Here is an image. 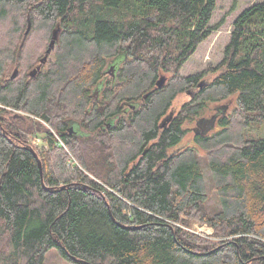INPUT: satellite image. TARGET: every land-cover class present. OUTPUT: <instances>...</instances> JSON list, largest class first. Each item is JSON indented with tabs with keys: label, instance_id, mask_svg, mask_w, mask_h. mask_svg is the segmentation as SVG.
Here are the masks:
<instances>
[{
	"label": "trees",
	"instance_id": "obj_1",
	"mask_svg": "<svg viewBox=\"0 0 264 264\" xmlns=\"http://www.w3.org/2000/svg\"><path fill=\"white\" fill-rule=\"evenodd\" d=\"M216 5L0 0V264H46L52 249L74 264H264V138L242 133L264 121V0L235 19L217 76L200 86L201 74L180 70L216 28L209 25ZM58 27L56 62L11 79L25 51L45 48ZM121 51L129 57L121 82L102 91L111 104L91 110L107 58ZM163 71L174 73L158 86ZM188 89L198 92L161 127ZM232 95L238 113L220 119L224 130L195 133L209 157L208 187L196 149L170 150L186 121ZM113 112L124 119L108 128ZM35 118L59 133L82 168L67 163L49 129L46 148L36 144ZM68 119L92 134L67 138ZM191 221L213 235L184 228Z\"/></svg>",
	"mask_w": 264,
	"mask_h": 264
},
{
	"label": "rangeland",
	"instance_id": "obj_2",
	"mask_svg": "<svg viewBox=\"0 0 264 264\" xmlns=\"http://www.w3.org/2000/svg\"><path fill=\"white\" fill-rule=\"evenodd\" d=\"M262 0H217V5L215 10L213 11V17L209 23L211 27H216L213 29V32L211 36L203 41L194 54L188 59L182 69L180 70V74L183 76H190L195 74H201V80L200 82L207 81L208 83L211 82L218 74L217 72V66L219 65L220 61L223 58L224 50L226 46L229 43L231 31L233 28V23L235 19L241 14L243 10L248 8L249 6L260 2ZM35 33L33 36H31L29 40V44L33 43L35 40ZM49 44V42H48ZM48 44L45 48L39 47L32 48L31 52L25 51L24 53V60L22 63H19L20 66L19 70L21 74H26L25 79L31 78L30 72L37 68L38 66L41 67L40 70L45 69L47 70L48 67L53 65L57 60V46L55 47L54 51L49 55L48 60L46 63L41 64V58L44 56L45 51L48 47ZM29 53V54H27ZM114 58V59H113ZM128 59V55L125 51H121L119 54L113 57L107 58V65L110 62L118 61L119 63H122ZM23 65V66H22ZM106 65V66H107ZM29 66V67H27ZM15 70V69H14ZM13 70V71H14ZM40 70L38 72H40ZM13 71L10 72L13 73ZM37 72V73H38ZM164 73V74H163ZM174 72H165L159 73V78L162 75L167 77L171 76ZM109 75V74H108ZM35 77V76H34ZM165 81V82H166ZM195 93V89H191L188 91L181 92L178 94V96L175 98L173 102V115L179 112L181 106L184 103H187L192 99V93ZM238 110H237V103H236V95H232L229 98L218 100V101H210L206 104L205 108L203 109L201 116L194 117L190 122H185V128L187 129V133L184 137V139L175 146L171 152H180L184 150L187 147H193L196 149L198 159L201 163V166L204 170L206 182L208 183V187L210 185V172L208 169V163H209V157L207 154V151L201 147V145L195 142V133L196 131H200L209 134V135H215L216 133L223 131L224 127L220 125L219 121L223 116L228 115L227 117L232 118L234 116H237ZM240 119H236L235 123L240 122ZM41 122V123H40ZM27 123H30L28 121ZM35 125L38 131V138L36 144L38 146H43L46 148V144L43 141L44 135L46 134L45 130L49 129L53 135L58 139L59 145L63 146V149L65 150V159L69 165L73 166L74 163L78 164L80 168L82 166L80 165L81 160L79 157L71 151L70 147L66 145L65 141L60 138L59 133L52 128L49 124L46 122H42L39 119L35 118ZM43 123V124H42ZM74 126L76 127V130L79 131L80 134L84 133L82 129H80L79 124L77 122H73ZM234 131L233 127L231 129ZM243 136L246 138H264V121L263 122H254L250 123L245 127L242 131ZM37 152V151H36ZM90 176H93L89 172H87ZM212 187V186H211ZM211 202L214 203L216 200V194L214 191H211ZM184 228L194 231L196 233L202 234L204 236L210 237L213 235L214 231L213 229L208 226L207 224H201L197 221H191L188 226L184 225ZM4 242H0V248H4ZM46 264H74L68 260H66L57 249L50 250L46 255Z\"/></svg>",
	"mask_w": 264,
	"mask_h": 264
},
{
	"label": "flooded vegetation",
	"instance_id": "obj_3",
	"mask_svg": "<svg viewBox=\"0 0 264 264\" xmlns=\"http://www.w3.org/2000/svg\"><path fill=\"white\" fill-rule=\"evenodd\" d=\"M128 55V54H127ZM116 57V56H115ZM114 59V58H113ZM129 59V57H128ZM127 59V60H128ZM126 60V61H127ZM126 61L119 63L118 61H113L110 62L104 69V74H103V78H101L97 84L93 87L92 93H91V101H90V109H94L95 107L98 108L100 113H105L106 107L104 106L103 101H105L108 105H110L111 103L108 101V99L105 98L104 93H102L103 89H105L106 87H108L110 85V83L113 84V86H115L117 83L121 82V78H120V68H121V64L125 63ZM113 66V69L111 70L110 68ZM109 74V75H108ZM202 83L204 82H200V86H202ZM112 86V87H113ZM114 88V87H113ZM191 90V89H189ZM188 91V90H187ZM198 91H196L195 93H192V97H194V95L197 93ZM135 106L133 105V108ZM115 109H113L114 111ZM173 112V110L171 109L169 114ZM124 114L125 113H112L109 117L107 116L106 119V126L108 128H111L112 126H116L121 120L124 119ZM169 116V115H167ZM174 116V115H173ZM166 118V117H165ZM173 118V117H172ZM73 122H77V124H79L80 129H82V131H84V133L80 134L78 130H76V127L73 125ZM169 122V121H168ZM73 128V129H72ZM92 133L89 132L88 129H85L81 122L79 120L76 119H68L67 120V130L65 132V136L67 138H71L73 135H79V136H87V135H91ZM178 145V144H177ZM175 145V146H177ZM174 146V147H175ZM173 147V148H174ZM172 148V149H173ZM171 149V150H172ZM173 153H177V152H173Z\"/></svg>",
	"mask_w": 264,
	"mask_h": 264
},
{
	"label": "water",
	"instance_id": "obj_4",
	"mask_svg": "<svg viewBox=\"0 0 264 264\" xmlns=\"http://www.w3.org/2000/svg\"><path fill=\"white\" fill-rule=\"evenodd\" d=\"M30 29H31V20L29 19V21H28V28H27V30H26V34L29 33ZM59 32H60V28H59V27L56 28V29H54L53 34H52V37H51V40H50V42H49V45H48V47H47V49H46V51H45V55L41 58V64L46 63L47 60H48L49 55L54 51V49H55V47H56V43H57V41H58V39H59ZM40 69H41L40 66H38L37 68L33 69V70L30 72V76H31V77L36 76V75H37V72H38ZM110 69L112 70V69H113V66H112ZM18 75H19V67L17 66V67L15 68V70L13 71V73L11 74L10 78H11V79H14V78H16ZM165 81H166V76L162 75V76L159 78V80L157 81V85H158V86H163V84L165 83ZM173 114H174V113L171 112V113L169 114V116H167L166 118L163 119V121H162V123H161V127H165V126L167 125L168 121H170V120L172 119ZM72 129H73V128H72ZM31 150H32V152L34 153L35 157H36L37 160H38V164H39L40 172H41V175H42V177H43V165H42V162H41V160H40V157H39V155H38V153L36 152L35 149L31 148ZM0 189H1V185H0Z\"/></svg>",
	"mask_w": 264,
	"mask_h": 264
}]
</instances>
